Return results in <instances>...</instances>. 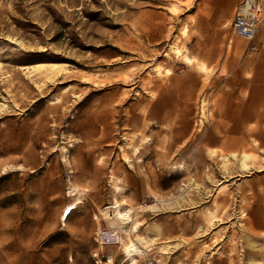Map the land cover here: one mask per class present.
<instances>
[{"label":"rangeland","instance_id":"1","mask_svg":"<svg viewBox=\"0 0 264 264\" xmlns=\"http://www.w3.org/2000/svg\"><path fill=\"white\" fill-rule=\"evenodd\" d=\"M220 2L0 0V264H134L132 242L135 264H264V128L219 142L263 35L249 51ZM40 61L68 65L20 67Z\"/></svg>","mask_w":264,"mask_h":264},{"label":"crops","instance_id":"2","mask_svg":"<svg viewBox=\"0 0 264 264\" xmlns=\"http://www.w3.org/2000/svg\"><path fill=\"white\" fill-rule=\"evenodd\" d=\"M222 1L223 2H220L218 5V11H232L234 9L235 13L236 6L242 0ZM219 14L220 13H218V15ZM259 34L263 35V37H260L259 40H257V43L264 44V24L260 28ZM198 60L200 66L203 63L207 64L205 61H201L200 59ZM238 69H240L243 74L246 72L249 73L251 75V80L247 85L241 86V91L244 93L242 92L241 96H237V101L234 102L235 108L233 110H228V112H232L234 114V118H230L228 120V124H224V127L241 130L243 134H235L236 136H229L225 139L221 138L219 142L224 148H232L245 144L247 137V133L245 131L251 128L252 124H256V126L261 129L264 128V48H262L261 51L257 53V56L252 63H249V61L246 59L242 60ZM191 76L195 78L193 81L194 83L186 84L183 87H178L177 84L173 86L174 90L179 93L180 98H182L181 96L184 93L187 94L188 91H191L192 94H194V92L199 88L201 83L200 77L194 72L191 73ZM171 90H173L172 87L161 88L158 98H156L153 104H151L152 109L155 111L154 119L161 124H166L169 120H171V118L174 117V114L177 112L179 115L183 114V102H181V100H178V98L175 100V102H170L167 100L165 96L166 91L171 92ZM216 146L217 145H214V147ZM213 150H217L218 152L215 153ZM220 150L221 149H211L210 153L212 155L218 154L221 157L223 155H228L229 157L230 155L237 154V151H232L230 153L221 155Z\"/></svg>","mask_w":264,"mask_h":264},{"label":"built area","instance_id":"3","mask_svg":"<svg viewBox=\"0 0 264 264\" xmlns=\"http://www.w3.org/2000/svg\"><path fill=\"white\" fill-rule=\"evenodd\" d=\"M264 23V0H242L235 9L231 25L235 34L249 40L248 50L255 52L258 46L254 39Z\"/></svg>","mask_w":264,"mask_h":264},{"label":"bare ground","instance_id":"4","mask_svg":"<svg viewBox=\"0 0 264 264\" xmlns=\"http://www.w3.org/2000/svg\"><path fill=\"white\" fill-rule=\"evenodd\" d=\"M19 45L22 47V43L19 42ZM179 49V48H178ZM179 54H181L180 51H178ZM1 65V64H0ZM68 65V63H59V62H46V61H40V62H35V63H31V64H24L20 65L21 68H29L31 71H38V72H43L46 73V75L48 76V80H54L56 78V73H58L59 75L62 74V68L66 69V66ZM202 69L205 71H209L210 68L208 67L207 64H202L201 65ZM53 82V81H52ZM55 82V81H54ZM42 87V86H41ZM70 88V86H67L65 88V90H68ZM61 98H55V99H51V102L55 103L60 101ZM4 106H6V103H0V109L3 108ZM205 109V107H204ZM205 112V111H204ZM64 151H68V148L65 147ZM135 151L139 152L140 151V147H135ZM215 153L217 152V150H213ZM223 157L225 159H228V155H223ZM64 160H68L67 157H64ZM193 187L199 188L201 185L198 181L194 182L193 181ZM116 214L119 217V219H121V222H126L129 219V216H126V213H124L123 210H116ZM72 212V209L69 207L68 210L66 211V215H70V213ZM219 219V218H218ZM215 220V219H214ZM214 223V222H213ZM200 232V231H199ZM164 249L169 248V246H164ZM144 250L141 249L135 242H132V245L128 246V259H131L132 262L135 264L137 262V256L140 254H143ZM138 264V263H137Z\"/></svg>","mask_w":264,"mask_h":264}]
</instances>
